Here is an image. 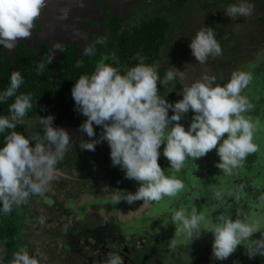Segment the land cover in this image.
<instances>
[{
  "label": "clouds",
  "instance_id": "clouds-1",
  "mask_svg": "<svg viewBox=\"0 0 264 264\" xmlns=\"http://www.w3.org/2000/svg\"><path fill=\"white\" fill-rule=\"evenodd\" d=\"M46 5L47 0H0V48L12 50L19 41L30 38ZM253 9L250 0H236L223 10L226 16L237 19L251 16ZM189 48L200 64L210 56L222 54L215 33L208 26L197 30L190 39ZM84 54L94 55L95 48L86 47ZM108 59L102 56L94 71L80 75L71 89L76 110L86 117L79 130L89 139H80V150L95 151L97 144L107 142L110 158L106 169L116 174L111 182L121 178L119 171L110 170L111 163L123 171L129 183L132 180L138 182L135 192L119 188L110 192L108 202L112 205L122 201L129 205L136 201L163 204L166 215L162 225L166 227L171 223L175 226L167 247L172 251L188 248L204 233H211L213 264L226 260L239 248L244 249L249 259L264 256V212L251 214L238 210L233 218L229 209L221 211L226 197L240 199L232 191L212 186L214 203H205L199 210L195 204L200 198L198 195L195 200L189 198L186 203H174L186 190L179 175L186 160L196 161L215 149L219 157L216 167L223 175L231 176L234 170L243 166L249 154L259 150L254 136L261 122L248 115L254 105L243 94L253 80L257 64L249 63L246 68L233 71L222 85L216 83V76L203 74L190 84H183L182 98L173 103L158 94L157 84H167L177 76L184 81L185 70L170 66L161 79L158 65L148 64L143 58L135 66L123 70L115 66V62L107 63ZM257 59H264V50L257 53ZM44 68L43 63L38 64L37 73ZM23 82L21 73L14 71L9 85L0 90V104L14 97V102L9 105V115H0V135H3L0 215L9 214L13 206L26 203L31 196L44 197L58 177V164L65 155L68 156L66 153L73 144L71 134L65 128L53 126L51 114L39 116L36 121L43 129V135H26L33 123L27 126L24 122L28 120L27 113L33 102L32 93L17 94ZM170 110L172 115H169ZM190 110L193 116L186 128L180 121ZM20 123L26 126L24 133L15 130ZM95 126L102 127L99 136ZM161 154L169 167L162 168ZM108 189L111 188L103 190ZM46 202L50 203L47 199ZM259 202L264 205V194L259 197ZM40 223H44L43 216ZM255 233L259 236L253 239ZM5 255L6 251L0 245V264H4ZM48 259L42 252L32 254L21 248L12 254L10 264H47ZM106 264H125V261L121 254L110 251ZM163 264H167V260Z\"/></svg>",
  "mask_w": 264,
  "mask_h": 264
},
{
  "label": "flooded vegetation",
  "instance_id": "flooded-vegetation-1",
  "mask_svg": "<svg viewBox=\"0 0 264 264\" xmlns=\"http://www.w3.org/2000/svg\"><path fill=\"white\" fill-rule=\"evenodd\" d=\"M138 1L47 0V5L41 18L35 23L31 37L19 41L12 50L0 48V56L5 63L12 60L15 71H18L23 53L29 51L36 52L41 57L43 54L50 53L54 67L58 61L62 63L69 56V52H75L78 56L75 64H78L85 55L86 47H91L93 44L110 43L113 33L120 32L119 34H121L123 32V30H115V32L109 30L107 24L117 16L116 14L122 13L123 18L127 17L131 10L127 4L131 3L133 7H137ZM116 10L117 12L114 14ZM130 18L127 19L130 24L124 26L123 29L130 30L132 25L134 26L135 21L132 17ZM53 116L54 127L74 130L71 136L73 144H70L69 149L76 146L80 150L81 138L79 139L78 135L82 136L84 140L89 139L86 134L82 135L78 129L82 123L79 126H62L61 119H64L66 115L57 112ZM37 120L28 119L24 123H27V126L33 123L29 128L40 127L36 123ZM106 147H109L108 144L103 142L97 144L95 151H80L83 153L82 155L94 153L103 159L108 157L103 151ZM215 158V163H217L219 158L217 156ZM89 162L87 159L74 160L65 155L63 161L58 164L61 169L66 171V176L61 178L63 183L56 179L50 187L56 191L55 195L46 193L44 197L31 196L27 203L21 204V207L32 218L31 224L26 226L25 234L27 236L24 235L21 248L32 252V254L34 251L46 254L49 258L47 264H106L107 254L110 251L121 254L125 264H163L165 260H167V264H213L212 247L210 245L204 247L199 243L201 240L206 241L203 237L194 240L188 248H178L172 251L167 248L168 242L173 236L171 231L167 235V230L165 231L162 226L156 225L155 222L149 224L151 222L149 218L144 217L127 223L119 220L118 215L125 211L124 202H121L120 206L110 204L108 199L110 200L109 192L112 190H103L108 188V185L114 187L113 184L116 181L108 183L103 180L102 177L105 174L103 176L99 174L101 171H99V175L95 172L91 176L89 171L84 174L82 172L85 168L84 165ZM202 167L201 169H204V165ZM214 170L221 173V170L215 166ZM120 172L119 178L124 176ZM60 175L61 173L57 178ZM212 175H214L212 177L214 182L211 184L214 186L216 185L215 180L219 177L215 173ZM235 186H239L238 182ZM242 186L244 188L245 185L242 183ZM251 186L248 187V190L244 188L235 194V196H240L238 201L233 197H226L221 211L223 208H227L233 214L238 210L241 212L243 209L251 210V207L246 208L249 202L244 201L245 189L247 192H255V187L252 189ZM118 188L123 189V186ZM204 191L211 194L198 193L200 198L197 203L200 207L205 203H214L212 187L206 190L204 186ZM262 193L264 194V187ZM46 199L50 203L46 202ZM96 201L104 202L102 204L99 202L101 208L96 209L93 206ZM181 202L180 200L179 203ZM33 207L34 209H32ZM38 209H44L42 215L39 214ZM100 210L103 212H99ZM254 210L256 209H252V212ZM41 216L44 217L43 224L40 223ZM160 218L163 219V216L161 215ZM35 222L39 223L36 228L33 227ZM38 235L39 237L43 235L45 239L38 242L41 239L37 238ZM235 255L236 251L224 261H215V264H234Z\"/></svg>",
  "mask_w": 264,
  "mask_h": 264
},
{
  "label": "rangeland",
  "instance_id": "rangeland-1",
  "mask_svg": "<svg viewBox=\"0 0 264 264\" xmlns=\"http://www.w3.org/2000/svg\"><path fill=\"white\" fill-rule=\"evenodd\" d=\"M207 1L208 0H190L189 1V3L186 5V9H183V13L181 14V16L177 18L175 17L177 28H175L173 32L171 33L170 35L171 38L168 42V46L166 45L167 51L171 52L172 54L171 66L179 70H182V71L185 70L186 78L184 81H181L180 78L177 76L178 81L180 82L181 89H182L183 84H190L194 80L200 78L203 74H208L210 76L212 75L216 76L217 77L216 83L222 85L228 81L233 71L237 69H241V68H246L249 63L257 64V60L256 61L252 60L254 59L255 56L253 55L250 56V53L254 54L260 50L259 49L260 45L259 46L254 45L256 41L258 39H264V24H261L259 22V20L257 19V15L252 14L251 16L246 17V18L231 19L230 17L224 14L223 9L225 5L224 7H221L219 9L216 15H214L216 7L205 8V6L207 5ZM168 4H170L169 0H139L137 7H133L131 3H128L127 4L129 5L128 8L131 9L129 11V15L123 18L122 13L116 14L117 12L116 10L114 14H116L117 16H115L112 20L109 21V23L107 24V27L109 30H114L115 28L118 29V27H120L121 29L119 30L122 31L124 26L126 27V25L130 24V22L127 21V19H131L130 17H132L133 20L135 21L134 25L140 24L145 21L153 20L156 17H160V16L167 18V14H168L167 5ZM263 4H264V0L261 3V5ZM216 23H220L221 25L220 29L218 32H214L216 31V29H213L212 31L218 37L222 39L227 38L228 40H230V42L225 44L222 50V54L220 56H216V57L210 56L204 64H200L195 59V57L191 55V49L189 48L190 39L191 37L195 35L198 29L202 27H206V26L210 27V25L212 24L213 25L211 27L214 28L213 26ZM119 33L120 32H118V34ZM115 38L116 37H114L113 40H115ZM241 46H244L245 49L242 50V53L238 54L239 60L234 59L233 61L236 63L234 62L228 63L226 66L225 63L232 60L233 51H231V48L232 47L240 48ZM248 49L250 50V52L249 54H246ZM263 67H264V64H257V67H255V69L253 70V80L248 86V88L244 90V93H243L249 97L250 101L254 105L253 110L250 111L248 115H251L253 118H258L261 122L260 127L254 136V142L257 143L259 150L256 152L255 158L251 159L250 155L247 156L246 157L247 160L245 159L243 166L241 168L234 170L233 175L224 177L220 173L221 180H222L221 186L223 185V188L229 189L227 191H230L231 188H233V190L231 191L234 193V196L237 192L241 191L242 183L243 185H247L248 187L252 185L251 186L252 189L255 187L254 193H251L250 191L247 192V190L244 193V197H245L244 201L249 202L246 208L252 207V209H256L252 212V214H256L255 212H258V213L264 212V205H261L259 202V197L261 196V194H263L262 192H263V187H264V68ZM166 86H167L169 95L172 92L177 93L175 94L176 95L175 99L177 98L178 95L180 96L182 94L181 90L180 92L175 89L174 80L168 82ZM174 100L171 99L169 102H174ZM192 116H193V113L190 110L189 113H187L185 117L180 121V123L184 124L185 127L187 128V126L191 122ZM72 135L73 134H71V136ZM226 136L227 134H225V137ZM78 138L80 139L82 138V136L78 135ZM162 148L163 146H161V151H162ZM103 151L110 158V148L106 147L105 149H103ZM67 152L68 153L66 154H68V156H70L74 160L87 159L90 161L89 163H86L84 165L85 168L82 170L84 174H87V172L89 171V174L92 176L93 173L96 172V174H98L99 171H101L99 174H101L102 176L103 174H105V176L102 179L105 181H108V183H111V180L113 179V177H116V174H112V172L109 171L108 169L105 170L107 166L103 165V164L108 163L109 158L101 159L100 156L94 153L93 154L86 153L82 155L83 153H81V151L78 150L76 146H72L71 149H68ZM211 156H213L211 166L208 164H206V166L210 169V172H213L214 166L216 167L215 156H217L215 149L211 150L206 156L201 157V159H197L196 161L186 160L185 168L182 169L184 173L182 174L179 173L180 177L185 182L186 190L184 193L180 195L179 199L175 201L176 205L179 204L180 200L186 203L189 198H192L195 200V196L198 195V193H201V194L204 193L203 192L204 187H202L201 181L193 173L195 170L197 171L201 170V166L197 168V165L192 166L191 164L194 162L197 163L203 160L204 158L211 157ZM163 161L165 162L166 166L165 167L162 166V168L163 167L167 168V159L163 157V155L161 154L159 162H163ZM250 163H252V165ZM249 165L251 166V168L249 167ZM58 170H59V173H61V175L59 176V178H57V180H59L60 183H63L61 181V178L66 176V171L61 169L59 166H58ZM110 170L121 171L118 166L113 167L112 163L110 164ZM62 173H65V174H62ZM120 174L124 175L123 171H121ZM230 182H234V183H233V186L229 187L228 184H230ZM237 182L239 186H235ZM252 182L254 183L255 186L253 185ZM126 183H127V179L124 176H122L119 180H117L113 184L114 187L112 185H108V188H111L110 190H112L113 192L115 191V189H117L118 187H122L123 185L124 187H127ZM137 183L138 182L132 180L128 184L129 191L135 192V188H137L138 186ZM244 188H242V190ZM119 189H122V188H119ZM191 191H193L195 195L191 196L190 195ZM55 193L56 191L52 189H50V191L48 192V194L50 195H55ZM99 202H101V204L104 203L102 201H96V203H93L95 204L93 206H95L96 209L101 208V204ZM195 204L197 205V208L199 210L200 205H198L197 200H195ZM118 205L120 206L121 202L119 204H116V206ZM124 206H125L124 213L123 214L121 213L118 215L119 220H122L124 223L134 222V220H140L141 218L145 217V218H149V220L151 221L149 222V224H153L155 222L156 225L162 226L165 231L167 230V235L170 234V231L172 235L174 234L175 232L174 225L169 223L165 227L161 223L162 219L160 218V216L162 215L164 218L166 215L164 208H163V204H157L154 202L149 203V204H144L143 201H136L135 204L133 205H129L126 202H124ZM32 209H34V207ZM18 210L21 212L22 207H20ZM23 210L24 211H22V218H18L20 219V222L23 224L21 227V230L19 231V233L21 232L20 238H19L20 242L22 241V238L24 235L23 233L24 225H30V222L32 221V218L28 215V212L25 209ZM43 212H44V209L39 210L40 215H42ZM99 212H103V211L100 210ZM236 214H237V211L233 212L232 214L233 218H235ZM25 215H27V217H25ZM38 224L39 223L35 222L33 227L36 228ZM255 234H253V237H252L253 239H255L254 238ZM26 236L27 235L25 234V237ZM38 237L39 235L37 236V238ZM202 237L206 241L204 242L201 240L199 243L204 247L208 245H210L211 247L212 240H213L212 234L204 233ZM39 238L41 239H39L38 242H41L45 239L43 235H40Z\"/></svg>",
  "mask_w": 264,
  "mask_h": 264
},
{
  "label": "trees",
  "instance_id": "trees-1",
  "mask_svg": "<svg viewBox=\"0 0 264 264\" xmlns=\"http://www.w3.org/2000/svg\"><path fill=\"white\" fill-rule=\"evenodd\" d=\"M189 1L190 0H169L170 4L167 5L168 7L167 13L169 15L167 14V18H164L162 16L156 17L153 20L145 21L140 24H137L133 26L130 30H124L121 34H118L117 32L113 33L112 37L110 38L111 39L110 43L91 45V47L95 48V54L92 56L84 55L81 58L80 63L78 64H75L78 57L77 53L75 52H69V56L66 59H64L62 63L61 61H58L55 67L52 66L50 53L43 54V56L41 57L38 56L37 53L33 51L24 52L23 58L19 61V67H18V71L21 73L24 82L18 89L17 94L29 93V92L32 93L33 107L28 111L26 118L38 119L39 116H48L49 114L53 115L59 112V113H63V115L64 114L66 115L64 119H61L62 126H67V125L79 126L81 123H83L86 117L76 110L75 101L72 97L71 89L75 84V80H77L80 75L91 74L94 71L97 61L102 56L109 57V59L106 62L107 63L115 62V66L120 67L122 70L135 66L137 63H139L140 59L143 58V60L148 64L158 65V73L162 79L172 64L171 61L172 54L171 52L167 51L166 45L168 46V42L171 38L170 36L171 33L175 28H177L175 17L177 18L181 16V14L183 13V9H186V5L189 3ZM235 2L236 0H208L205 8L216 7L214 13L217 14L221 7H224V5L226 7L228 4ZM250 2L254 5L252 14L253 15L256 14L259 22L261 24H264V4L261 5L263 0H250ZM238 18H246V17H238ZM212 25H210V27ZM220 26H221L220 23H216L214 24L213 26L214 28H212V30L216 29V31L214 32H218ZM119 29L121 28L120 27H118V29L115 28L114 32L115 30L118 31ZM114 37H116L115 38L116 41L113 40ZM216 39L219 40L218 43L221 45L222 50L225 44L230 42V40H228L227 38L222 39L218 36L216 37ZM254 45L255 46L260 45L259 48L260 50L254 54L250 53V56L252 55L255 56L254 59L252 60L253 61L257 60V64H264V59H257V53L264 50V39H258ZM244 49H245L244 46H241L240 48L232 47L231 48V51H233L232 60L225 63L226 66L228 63H233L234 59L239 60L238 54L242 53V50ZM249 49L247 50L246 54H249L250 52ZM70 55H72V57H70ZM40 63H43L45 65V68L41 73L38 74L37 66ZM14 71L15 68L13 61L9 60L8 62L5 63L0 56V90L5 89L9 85L10 75ZM174 82H175V89L178 91L182 90L180 87V82L178 81V77L174 79ZM157 87H158L159 95L166 96V99L168 101H170L171 99L173 100L175 99L176 97L175 94L177 93L172 92L169 95L166 84L161 85L158 82ZM181 98H182V94L180 96L178 95L175 100L178 101ZM175 100L174 102H176ZM13 102H14V97L9 98L4 103L0 104V115H5V116L9 115V105ZM169 115H172L171 110L169 111ZM25 128H26L25 124L20 123L17 124L15 130L24 133ZM95 130L97 136H99L102 127L95 126ZM26 133H28L26 135L34 134V133H40L41 135H43V129L41 127L31 128ZM2 144H3V135H0V146H2ZM249 155L251 156L250 158L252 159L255 158L256 153H252ZM217 158L219 157L217 156ZM212 159L213 156L206 157L197 163L194 162L191 164L192 166L198 165L197 168H199L200 166L202 167V165H205L204 169H201L199 171L193 170L194 172L193 171L192 172L198 178H200L199 180L201 181L202 186L203 187L205 186L206 190L207 188L212 187L211 183L214 182V180L212 179V177H214V175H212L213 173H215L219 177L218 179L215 180L216 185L220 187L222 182L220 172L218 173L215 170H213V172H210V169L206 166V164L211 166ZM189 160L192 161L191 159ZM163 162H159V163L161 164V166L165 167L166 164L165 162L164 163ZM250 164L252 165V163ZM105 165L108 164L106 163ZM167 167H169L168 161H167ZM249 167L251 168L250 165ZM182 173H184L183 170L181 171V174ZM223 176L225 177V175ZM129 181L130 180H127V183H129ZM233 183L234 182H230V184H228L229 187L233 186ZM126 186L127 187L123 186V189L129 191L128 185ZM245 188L248 190L247 185H245ZM136 189L137 188H135V191ZM227 190L229 189H225V191ZM192 192L193 191L190 192L191 196L194 195V193ZM202 194L210 195L211 193L208 191H204V193ZM165 200L167 201V198H165ZM20 207L21 205L13 206L12 211L9 214L0 215V245H2L6 251V255L4 257V264H10L12 260V254L18 251L19 249H21L22 241L21 242L19 241L21 234V232L19 233V231L21 230L23 224L20 222V219L18 218H22V211L24 210L22 207V210L20 212L18 210ZM243 213L252 214V207L251 210L243 209ZM25 217H27V215H25ZM26 226L27 225H24L23 228L24 235L26 233ZM255 235H256L255 238H257L259 236V233H256ZM234 259H235L234 264H264V256H257L255 258L249 259L248 256L245 254L243 248H239V250L236 251V255Z\"/></svg>",
  "mask_w": 264,
  "mask_h": 264
},
{
  "label": "water",
  "instance_id": "water-1",
  "mask_svg": "<svg viewBox=\"0 0 264 264\" xmlns=\"http://www.w3.org/2000/svg\"><path fill=\"white\" fill-rule=\"evenodd\" d=\"M70 134H71V132L73 133L74 132V130L73 131H71L70 129H68V128H65ZM78 129H80V127L78 128ZM76 132V131H75Z\"/></svg>",
  "mask_w": 264,
  "mask_h": 264
}]
</instances>
